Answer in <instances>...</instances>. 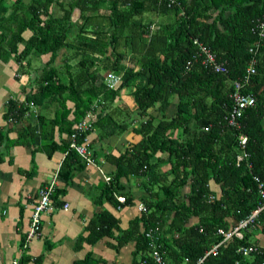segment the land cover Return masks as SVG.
<instances>
[{
    "label": "trees",
    "instance_id": "16d2710c",
    "mask_svg": "<svg viewBox=\"0 0 264 264\" xmlns=\"http://www.w3.org/2000/svg\"><path fill=\"white\" fill-rule=\"evenodd\" d=\"M159 16L171 19L159 21ZM73 27L76 35L69 39ZM27 30L32 35L25 39ZM201 45L226 63L227 73L203 63ZM8 50L21 64L26 62L19 70L24 74L29 73L32 54H51L31 80L35 89L24 102L10 100L6 115L17 121L33 107L54 106L53 118H39L44 137L56 126L68 134L61 180L70 181L73 170L87 163L71 142L80 132L77 124L90 113L96 119L77 135L78 143L94 130L101 139L129 130L140 136L112 157L118 167L110 182L102 184L101 195L120 203L122 177L139 175L145 210L128 229L119 228L109 212L98 214L90 240L118 228L120 244L136 240V264H142L138 256L156 264L150 256L154 245L172 264H197L225 238L220 229L229 231L262 205L264 0H0V61L7 60ZM62 50L66 76L57 67L48 68ZM73 57L79 58L75 72L69 64ZM253 60L256 73L244 92L255 96L256 103L236 127L228 120L233 82L247 74ZM109 74L118 78V85H109ZM120 100L123 105H113ZM173 105L175 112L169 115ZM154 109L157 115L151 113ZM27 132L30 138L31 130ZM48 145L57 147L55 141ZM88 146L92 151L90 142ZM239 155L244 159L239 161ZM64 191L56 189L54 202L60 203ZM242 234L224 241L205 263L264 264V209ZM249 247L255 250L245 255L242 250ZM28 259L23 254L19 262L27 264Z\"/></svg>",
    "mask_w": 264,
    "mask_h": 264
},
{
    "label": "crops",
    "instance_id": "0c3cea01",
    "mask_svg": "<svg viewBox=\"0 0 264 264\" xmlns=\"http://www.w3.org/2000/svg\"><path fill=\"white\" fill-rule=\"evenodd\" d=\"M78 18L80 13L76 12L74 19ZM31 35L32 32L27 30L24 38L28 39ZM23 49L24 45L20 44L19 50ZM63 53L65 50L59 55V62L63 60ZM50 57L51 54H46L40 58L46 65ZM24 62L21 64L14 59L0 61V264H13L23 254L29 257L27 264H136L137 242L133 239L120 244L116 238L120 232L118 228L112 229L110 235L105 234L97 240L90 239L93 235L91 225L96 223V216L102 212L115 216L121 229H128L142 216L138 205L143 203L146 191L142 187L144 183L141 176L122 177V192L129 199L127 203H117L101 195L102 184L110 182L107 178L112 179L118 167L112 157H118L140 136L129 130L120 136L101 139L97 130L91 131L88 140L95 162L76 167L70 181L61 180L60 171L67 157L63 141L68 138V134L56 126L53 133L47 131L44 137V126L39 118L40 114L53 118L54 106L47 109L31 108L17 121H10L6 115L10 100L24 102L26 96L35 89L31 80L36 76L31 66L27 74L22 69V73L19 71ZM40 73L41 70L36 75ZM68 106L73 108L74 103L69 101ZM174 112L175 108L172 107L168 114ZM151 113L158 114L155 109ZM95 119L93 115L91 121ZM29 129L31 137L27 138ZM52 141L57 143V147L48 145ZM55 177L57 188L65 189L60 195L61 201H55L54 209L43 214L41 235L33 238L24 249L22 244L27 236L39 190ZM66 204H69L67 209ZM140 226L144 230L142 222Z\"/></svg>",
    "mask_w": 264,
    "mask_h": 264
},
{
    "label": "built area",
    "instance_id": "2783aa9c",
    "mask_svg": "<svg viewBox=\"0 0 264 264\" xmlns=\"http://www.w3.org/2000/svg\"><path fill=\"white\" fill-rule=\"evenodd\" d=\"M172 2H175V0H172ZM198 43V41H196ZM202 50L206 53V58L204 59L203 63L206 66L212 67V70L215 72H222L227 73L228 68L225 62H220L217 60V56L214 52H212L210 49H208L206 46L201 45ZM256 73V67H255V60L252 61L250 67L248 68L247 74L240 80H235L233 82L234 90L231 92V99L233 101L232 109L229 113V123L233 126L239 127L240 125V119L243 117L244 112L246 109L250 106L255 105L256 98L252 94L245 93L244 88L245 86L250 82L251 76ZM119 82L118 78L110 74L108 77V83L110 86H115ZM92 114L90 113L85 120L77 124L76 128L78 131L82 132L84 130H87L91 127L92 124ZM1 125H0V132H1ZM74 133L72 135V142H71V148L76 149V151L81 155L87 163H94L95 160L92 157V152L88 146V139L85 140L83 143H78L76 141L77 135L80 133ZM247 142V137H244L242 140V144L245 145ZM245 155H239L238 160L241 161L244 159ZM107 180H110V178H107ZM58 185H57V178L51 179L47 184L42 186L39 190V196L37 199V202L34 204L33 211L31 214V220L29 223V229L27 233V238L25 242V247L28 246L29 242L36 236H38L41 233V225H42V219L43 214L50 212L54 209V199L53 195L56 192ZM259 191L262 198V205L258 207V209L251 214L247 219L243 220L238 226L234 227L233 229L229 231H225L224 229H220L219 233L224 234L225 238L217 245L214 246V248L207 252L206 256L210 253H216L217 248L219 245H221L224 241L228 240L229 238H232L233 236H240L242 237L241 230L242 228L247 227L250 223L254 222L257 215L264 209V183H259ZM118 200L122 203L126 202L125 196H118ZM69 207V204L65 205V208L67 209ZM121 207V206H120ZM139 210H145V207L143 204L138 205ZM149 236H153L152 233H148ZM252 250H255L253 247L244 248L242 251L245 255H248ZM150 256H152L153 260L156 264H172L169 262L164 254L158 250V248L154 245L153 250L150 252ZM206 256L199 259L197 264H206L205 259ZM15 264H19L17 261ZM143 264H149L148 260H144Z\"/></svg>",
    "mask_w": 264,
    "mask_h": 264
},
{
    "label": "rangeland",
    "instance_id": "374dc122",
    "mask_svg": "<svg viewBox=\"0 0 264 264\" xmlns=\"http://www.w3.org/2000/svg\"><path fill=\"white\" fill-rule=\"evenodd\" d=\"M55 10H56V8H55ZM58 13V12H57ZM162 20V21H164V20H166L167 21V19H171V17L170 16H159V17H157V20ZM159 20V21H160ZM4 23H5V21H3ZM76 32H77V29L75 28V27H73L72 28V30L70 31V33H69V35H68V37H69V39H74L75 38V35H76ZM63 51V50H62ZM8 57H9V59H8V57H6L7 58V60H5V61H9V60H11V59H14V60H16L17 61V59H16V57H15V55L13 54V55H11L10 54V51L8 50ZM10 55V56H9ZM14 56V57H13ZM41 56H39L38 54H32L30 57H29V61H30V63H31V69L33 70V75L34 76H36V74L39 72V70H41V72H42V68H44V65H45V62L40 58ZM59 57V56H58ZM58 57H57V59L55 60V61H50V64H49V66H48V68H51V67H57L60 71H64V68H62V66L64 67V65L65 66H68L67 64H66V62L64 61V63L62 62V63H60L59 61H58ZM70 59H72V58H70ZM74 59V60H73ZM73 59L72 60H70L69 61V64H72L73 65V68H72V70H71V72H75L76 71V67L75 66H77V65H75L76 64V62H78V57L77 58H74L73 57ZM27 61V60H26ZM23 65H24V67L26 66V62H24L23 63ZM65 73V76L67 75V73H66V70L64 71ZM103 73V75H105V71H103L102 72ZM67 80V79H66ZM125 92H129V89H126V91ZM126 99H128V104L130 105V107L132 108V107H134V103H132V98L130 97V95H128V98H126ZM123 105L124 104V102L123 101H117L116 103H114L113 105L114 106H118V105ZM113 106V107H114ZM173 108H175L176 106L175 105H173L172 106ZM33 109H34V107H33ZM115 110H116V108H115ZM124 111H125V109H123ZM93 114V113H92ZM138 258H139V260H141V256H138Z\"/></svg>",
    "mask_w": 264,
    "mask_h": 264
},
{
    "label": "clouds",
    "instance_id": "9594fccd",
    "mask_svg": "<svg viewBox=\"0 0 264 264\" xmlns=\"http://www.w3.org/2000/svg\"><path fill=\"white\" fill-rule=\"evenodd\" d=\"M109 75H110V74H109ZM109 75H108V77H109ZM108 77H107V82H108ZM118 84H119V82H118L116 85H118ZM116 85H115V86H116ZM110 179H111V178H110ZM108 181H110V180H108ZM122 196H124V195H122ZM125 197H126V196H125ZM142 204H143V203H142ZM143 205H144V204H143ZM144 207H145V205H144ZM259 207H260V206H259ZM257 209H258V208H257ZM257 209H256V210H257ZM256 210H255V211H256ZM140 211L143 212V210H140ZM255 211H254V212H255ZM254 212H253V213H254ZM253 213H252V214H253ZM257 216H258V215H257ZM246 219H247V218H246ZM237 226H238V225H237ZM235 227H236V226H235ZM233 228H234V227H233ZM233 228H231V229H233ZM231 229H230V230H231ZM27 233H28V232H27ZM41 233H42V225H41ZM41 233H40L38 236H40ZM241 233H242V230H241ZM242 235H243V234H242ZM36 237H37V236H36ZM26 238H27V236H26ZM34 238H35V237H34ZM25 242H26V239H25ZM25 242H24V246H23L24 249L28 247V246L25 247ZM29 243H30V242H29ZM28 245H29V244H28ZM145 259H146V258H145ZM145 259H144V258H141V263H142V264H143V261H144ZM16 261L20 264L19 260H15L13 264H15ZM169 262H170V261H169Z\"/></svg>",
    "mask_w": 264,
    "mask_h": 264
}]
</instances>
